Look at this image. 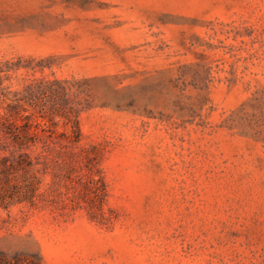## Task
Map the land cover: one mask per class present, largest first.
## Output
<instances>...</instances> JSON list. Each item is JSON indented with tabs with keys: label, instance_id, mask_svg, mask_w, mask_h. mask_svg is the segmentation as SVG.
Returning <instances> with one entry per match:
<instances>
[{
	"label": "rangeland",
	"instance_id": "374dc122",
	"mask_svg": "<svg viewBox=\"0 0 264 264\" xmlns=\"http://www.w3.org/2000/svg\"><path fill=\"white\" fill-rule=\"evenodd\" d=\"M10 115L0 264H264V0H0Z\"/></svg>",
	"mask_w": 264,
	"mask_h": 264
},
{
	"label": "trees",
	"instance_id": "16d2710c",
	"mask_svg": "<svg viewBox=\"0 0 264 264\" xmlns=\"http://www.w3.org/2000/svg\"><path fill=\"white\" fill-rule=\"evenodd\" d=\"M13 118V115H12ZM75 141L79 142L81 140L80 130L78 128V122H75ZM29 125H18L16 121L11 120V115L6 117H0V151L7 153L10 156H15L19 154V157L30 158V151L37 147L41 141V137L36 133L30 132ZM74 139H71L73 141ZM42 154L45 158L48 156L49 145L44 141L42 146Z\"/></svg>",
	"mask_w": 264,
	"mask_h": 264
}]
</instances>
